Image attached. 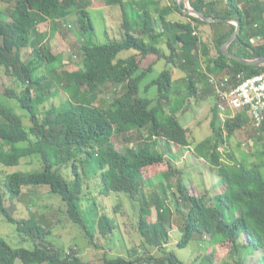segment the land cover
Instances as JSON below:
<instances>
[{
    "label": "trees",
    "instance_id": "trees-1",
    "mask_svg": "<svg viewBox=\"0 0 264 264\" xmlns=\"http://www.w3.org/2000/svg\"><path fill=\"white\" fill-rule=\"evenodd\" d=\"M105 1L121 11V37L105 44L91 43L85 37L80 48V68L72 71H57L63 57L53 52L51 41L57 33L58 22L69 14L76 15L83 36L94 30L88 1L15 0L8 13L0 10V68L20 88L18 92L0 83L3 88L0 92V171L1 166L14 167L20 162L42 164L40 171L7 174L2 182L5 193L10 199H17L23 188L47 187L65 204L68 221L93 241L94 232L90 231L80 203L87 195L88 182L97 179L98 191L103 197L124 193L132 201L138 200L137 230L148 246L161 255L159 258L148 255V249L144 248L142 257L138 249L132 248L126 256L105 257L104 264H184L174 252L168 251L170 234L166 222L172 220L173 212L164 198L158 195L147 198L143 193L137 199L143 192L147 171L161 168L166 183L160 187L161 192L170 198L176 221L182 226L177 248L187 247L195 237H209L213 241L220 236L221 241L216 245L226 246L232 259L237 256L238 264L245 260L239 253L240 240L247 256H250L249 250L262 251L260 263L264 264V128L256 130L245 114L221 123L214 88L209 83V75L251 77L264 72V67H246L226 59L220 46L235 31V25L205 23L184 15V2L170 0L169 5L160 9L163 0ZM241 1L189 0V5L209 18L240 22L241 33L229 45L230 53L247 59L264 56V4L245 0V9H242ZM155 13L159 14L160 29L155 24ZM172 13L185 16L188 21H167ZM47 22L49 31L40 32L39 26ZM201 25L212 28L211 43L216 50L213 56H210V45L202 39ZM253 39L262 40L263 44L255 46ZM161 43L168 54L161 49ZM26 49H30V57L24 60ZM130 50L135 53L119 57ZM149 58H154V62L143 67ZM156 61H164L170 68L144 85ZM172 68L182 71L188 84V92L182 95L181 101L177 98L178 92L182 93L175 89ZM109 84L125 85L124 92L106 108L97 106L94 103L97 93ZM142 89L145 92L155 89V97L143 96ZM198 92L200 99L211 97L214 101L209 123L212 135L192 147L189 131L180 124L176 114L181 106L186 111L189 96ZM60 93L65 95V102L59 108H47L45 104ZM3 96L16 100L26 111L31 124L29 130L24 128L21 117L2 103ZM174 101L179 104L172 107ZM247 122L251 124L248 134L251 145L261 146L255 153L257 161L252 163L221 151ZM134 136L139 139L138 147L123 154L115 148L116 137L129 143ZM159 141L166 145L168 157L156 150ZM172 147L190 149L196 159L209 165L218 185L216 194L200 193L197 188V194L192 191L173 166ZM64 168L72 171V179L63 177ZM174 176H178L175 182ZM4 202L5 194L0 190V214L15 224L18 233L29 238L34 248L14 249L0 236V264H88L76 251L63 253L47 243L50 232L32 219L12 218ZM153 206L159 219L151 223L148 219ZM95 224L97 232L104 237L118 227L116 219L107 215L99 216Z\"/></svg>",
    "mask_w": 264,
    "mask_h": 264
},
{
    "label": "rangeland",
    "instance_id": "rangeland-1",
    "mask_svg": "<svg viewBox=\"0 0 264 264\" xmlns=\"http://www.w3.org/2000/svg\"><path fill=\"white\" fill-rule=\"evenodd\" d=\"M15 0H0V10L7 12L13 7ZM88 1L87 9L90 12L91 21L94 30L91 33L83 36L79 32V24L75 14H69L64 19L58 22L59 27L57 33L51 41V47L55 54L63 57V64L58 67L57 71L62 70H76L80 68L79 62L81 60V45L84 42L85 37L91 43L105 44L109 41L120 39V25H121V11L118 7L107 5L105 0H82ZM245 0L239 3V6L243 9ZM264 4V0H258ZM184 2V0H177V3ZM170 4V0H163L160 2L158 8L165 7L166 4ZM247 8V6H246ZM245 9V8H244ZM155 24L158 29L161 28V22L159 20V14L154 15ZM169 19L172 22L183 20L179 15H171ZM168 21V20H167ZM169 21V22H171ZM255 28V26H253ZM202 32V39L205 43H208L211 48L210 56L216 53L211 43L212 29L208 25L200 26ZM40 32L49 31V23H44L39 26ZM79 34L80 36H77ZM253 44H263L262 40H254ZM163 47V46H162ZM164 48V47H163ZM164 52L168 54L166 47ZM134 51L122 52L119 57L124 58L133 55ZM30 57V49H26L23 52V59L27 60ZM149 61V60H148ZM148 61L143 62V67H146ZM204 63L202 62V66ZM169 66L164 61L159 62L153 68L144 85L151 79L156 78L162 71ZM170 68V67H169ZM173 79L175 81V89H179L182 93L178 92V100H182L183 96L188 92V84L185 79V75L179 69L172 68ZM224 75H220L217 78H222ZM0 83L4 87L15 88L20 92V88L17 89V85L4 74V70L0 68ZM124 86L107 85L101 91L97 93V97L94 103L97 106L106 108L113 100L124 92ZM201 86H199V89ZM3 88L0 87V92ZM143 96L154 98L156 91L150 89L148 92L141 91ZM198 92L195 96H189L188 109L184 111V107L181 106V110L176 114L180 124L187 128L189 131V137L192 147L196 144L208 139L212 135L210 128L211 109L213 107V98L209 97L206 100L199 98ZM65 95L63 93L51 98L45 105L47 108L51 106L60 107L65 102ZM2 103L13 109V111L19 115L23 121L24 128L29 130L30 121L26 111L22 110L14 99L2 98ZM177 101L172 102V107L177 106ZM221 123L224 122V112H219ZM1 123V120H0ZM247 142V143H244ZM115 148L120 153H125L128 149L136 148L139 145V139L134 136L129 143L125 142L122 137H116L113 141ZM160 145L156 150L159 153H163L168 157V150L163 141H159ZM248 144L249 140L245 136H240L239 132L233 136L229 143L221 147V151L224 154L231 152L236 156V153L241 150V144ZM23 146V145H20ZM249 146V145H248ZM191 147V148H192ZM246 147V146H245ZM173 153V166L180 172L183 181L190 186L192 191L197 194V190L200 193L208 191L211 195L216 194L218 185L216 179L210 173L209 165L203 161L196 159L191 153L190 149L171 148ZM42 164L39 162H20L18 166L5 167L1 166L0 171V190L5 194L4 205L8 210L9 215L17 221L32 219L37 225L43 227L49 231V235L46 236V242L54 245L63 253H70L72 250L80 254V257L88 264H104L103 259L105 257H118L126 256L128 251L132 248L138 249L139 255L144 257V248L148 249V255H154L159 258L161 255L159 252L149 247L147 242L142 238L137 230L139 204L138 198L144 196L149 198L153 195L163 197L165 203L173 212L172 220L166 222L169 234L170 242L168 244V251L174 252L178 260L184 264H238V258L232 259L229 255V249L223 245H216L220 243L221 237L217 236L213 241L209 237L197 239L196 237L190 242V244L182 249L176 247L182 236V226L176 221V212L167 197V194H162L161 186H165V180L161 174V168H155L154 170L147 171L146 182L144 184L143 192L141 191L137 195V201H132L124 193H112L109 197H103L99 194L97 179L88 182L87 195L82 199L80 208L83 215L87 218V224L91 232H94V239L90 241L84 234V232L76 225L68 221L66 217V206L58 195L51 194L47 187L30 186L23 188L22 195L17 199H10L8 194L3 189L2 182L7 174H13L17 172L30 173L34 171H40ZM63 177L65 179H72V171L64 168L62 170ZM178 176H174L173 182ZM197 188V190H196ZM172 191V190H171ZM95 202V203H94ZM152 214L149 217L151 223L158 221V211L155 206L151 209ZM175 212V213H174ZM101 215H107L108 217L116 219L117 229L113 234L107 237L102 236L97 232V225L95 222ZM229 219V217H227ZM94 222V223H93ZM0 236L5 242L12 248H24L32 250L34 244L32 241L19 234L16 225L10 223L5 217L0 214ZM242 241L238 242L240 255L242 259H245L243 264H261L262 251L249 250L250 256H247V251L241 248ZM150 248V251H149ZM245 255L247 256L246 258ZM146 264V263H144Z\"/></svg>",
    "mask_w": 264,
    "mask_h": 264
},
{
    "label": "built area",
    "instance_id": "built-area-1",
    "mask_svg": "<svg viewBox=\"0 0 264 264\" xmlns=\"http://www.w3.org/2000/svg\"><path fill=\"white\" fill-rule=\"evenodd\" d=\"M209 83L214 88L219 112H226L231 119L245 114L256 130L264 128V77L209 75Z\"/></svg>",
    "mask_w": 264,
    "mask_h": 264
},
{
    "label": "water",
    "instance_id": "water-1",
    "mask_svg": "<svg viewBox=\"0 0 264 264\" xmlns=\"http://www.w3.org/2000/svg\"><path fill=\"white\" fill-rule=\"evenodd\" d=\"M174 1L177 2V0ZM184 1L186 2L183 8V14L185 15L194 16L205 23H227V24L235 25V31L231 34V36L227 39V41L220 46V52L226 59L233 60L246 67H253V68L264 67V56L247 59L236 56L233 53L229 52L228 50L229 45L232 42H234L241 33V25L238 20L224 19V18H209L203 15L202 13L191 8L189 5V0H184Z\"/></svg>",
    "mask_w": 264,
    "mask_h": 264
},
{
    "label": "crops",
    "instance_id": "crops-1",
    "mask_svg": "<svg viewBox=\"0 0 264 264\" xmlns=\"http://www.w3.org/2000/svg\"><path fill=\"white\" fill-rule=\"evenodd\" d=\"M215 1H218V0H215ZM167 5H169V3L168 4H166L165 6H167ZM171 15H179L183 20H179V21H177V22H187L188 21V19L185 17V16H182V15H180V14H178V13H172ZM170 15V16H171ZM185 15V14H184ZM169 16V17H170ZM169 17L167 18V20L168 21H171L170 19H169ZM172 22V21H171ZM173 23V22H172ZM211 28V27H210ZM212 29V28H211ZM209 34H212V32H211V30H210V33ZM165 48V45H164V43H161L160 44V47H161V49L162 50H164V48ZM212 55H215V54H212ZM152 61V63L154 62V58H149V61L148 62H151ZM159 62H161V61H156L154 64L156 65V64H158ZM154 65V66H155ZM224 117H225V119H227V113L226 112H224ZM224 119V120H225ZM250 128H251V124H250V122H247L246 123V125L243 127V129L242 130H240L239 131V135L240 136H245V138H247L248 140H249V136H248V134H249V130H250ZM244 143H247V142H244ZM244 143H242L240 146L242 147L241 148V150H239L237 153H236V157H237V159L240 161L242 158H244V159H247V161L248 162H250V163H252V162H256L257 160H256V157H255V153H257V151H258V149H260V145L258 144H253V145H251V143L252 142H250L249 141V143L248 144H244ZM249 145V146H248ZM246 146V147H245Z\"/></svg>",
    "mask_w": 264,
    "mask_h": 264
},
{
    "label": "bare ground",
    "instance_id": "bare-ground-1",
    "mask_svg": "<svg viewBox=\"0 0 264 264\" xmlns=\"http://www.w3.org/2000/svg\"><path fill=\"white\" fill-rule=\"evenodd\" d=\"M257 76H259V77H264V72L258 74Z\"/></svg>",
    "mask_w": 264,
    "mask_h": 264
}]
</instances>
